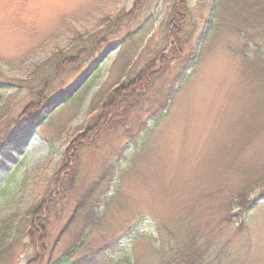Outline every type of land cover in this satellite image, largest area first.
I'll list each match as a JSON object with an SVG mask.
<instances>
[{"label":"rangeland","instance_id":"rangeland-1","mask_svg":"<svg viewBox=\"0 0 264 264\" xmlns=\"http://www.w3.org/2000/svg\"><path fill=\"white\" fill-rule=\"evenodd\" d=\"M135 1L0 0V264H38L35 233H41L40 252L64 253L92 214L97 219L71 261L117 241L119 258L156 264L148 239L132 243L136 234L161 241L157 220L167 223L192 202L202 212L212 193L233 194L242 177L222 169L238 155L250 162L252 146L253 165H264V134L248 147L233 142L242 135L243 107L264 88L233 52L235 32L221 24L209 31L215 0H186L177 60L161 62L172 0H147L136 19L97 44L94 59L115 48L95 70L87 73L90 61L53 72L50 56L76 37L99 38ZM152 62L151 84L133 98L134 106L99 126L112 90ZM258 194H251L242 225L232 220L213 231L209 249L223 251L221 264H264V197ZM42 212L45 219H36ZM208 215L212 225L219 223L216 212Z\"/></svg>","mask_w":264,"mask_h":264},{"label":"trees","instance_id":"trees-1","mask_svg":"<svg viewBox=\"0 0 264 264\" xmlns=\"http://www.w3.org/2000/svg\"><path fill=\"white\" fill-rule=\"evenodd\" d=\"M146 2L147 0H136L132 10L111 20L105 26V30L101 32L99 38L93 37L85 39L84 41L82 39L83 37H76L74 40H69L65 52L63 51L59 55L54 54L49 57L48 62L52 63L53 72L67 65H73L75 63L85 64L92 61L94 59V53L97 50V44L115 33L114 27L119 28L122 23L129 24L136 19ZM188 14L189 9L186 0H172L169 6V13L165 19V39L169 47L166 46L163 50L162 63L168 59H172L173 61L181 57L179 52L181 45L180 35ZM211 23L209 31H212L213 28L221 24L223 28L235 32L239 45L236 46L233 52L239 55L243 69L248 72L255 83L259 87L264 88V0H215ZM133 37L132 35L127 36L122 40L120 42L121 47L129 44L130 38ZM206 39L207 36L202 37V43ZM195 61H190L189 65L193 66ZM154 64L155 62L144 65L136 73L132 74L131 79L127 80V83L112 90V94L107 103L102 105L103 121L100 122L99 126L115 122L117 118H120L121 112L129 111L134 106V102L132 103L133 98L136 100L138 95L144 92L145 89H148L151 84V79L154 75ZM177 75L179 79L177 77L176 82L181 80L182 77L181 72H178ZM49 78L50 76L43 77L40 83L45 85ZM63 96L65 97V94ZM71 98H67L66 100H70ZM44 107L47 106L44 105ZM239 117L241 121L240 123L237 121V123L242 130V135L233 142L237 147L241 143L242 147H248L255 139L264 134V95L251 94L248 105L243 107L242 114ZM96 131H98L97 128L93 133ZM250 149V162L246 163L240 160L238 155L233 161L229 162L231 167L224 166L222 169V171L226 170L227 174L238 171L237 174H240V177H242L233 194L227 195V192H225L227 194L222 192L220 197L215 198L214 193H212V199L209 198L206 200V205L202 212H200V208L196 209V203L192 202L189 204V209L185 207L182 212L177 211L179 215L170 216V221L167 223L157 220V233L161 241L158 238H153V236L146 237L136 234L132 243L138 238L148 239L150 249L152 248L159 255V260L158 262L156 261V264H221L223 251L209 249V245L214 241L215 234L213 231L232 220L242 225L241 220L243 214L254 203L251 194L257 190L259 193L258 196L264 197V165H253L256 162V146H252ZM230 153L232 154L233 151ZM208 195L210 196V194ZM83 202L84 200L80 202V205ZM91 210L92 208L89 207L85 209V212H91ZM213 212L221 216L219 223L214 225H212L209 218L211 215H208ZM93 215L89 218H84L86 227L78 232L77 241L70 245L64 253L54 257L50 256V254L40 252L38 242L41 233H35L36 241L34 242V247L37 263L132 264L129 258H119L116 255L121 249L117 241L89 249L85 254L71 261L70 256L72 257L74 252L83 247L89 233L88 228L97 219ZM204 217L205 219H203ZM35 218L44 220V212L40 215H35ZM74 219L73 217V221ZM156 243H159L160 246L157 247ZM158 249H160V252H158ZM208 249L209 251L207 252Z\"/></svg>","mask_w":264,"mask_h":264},{"label":"water","instance_id":"water-1","mask_svg":"<svg viewBox=\"0 0 264 264\" xmlns=\"http://www.w3.org/2000/svg\"><path fill=\"white\" fill-rule=\"evenodd\" d=\"M115 48V45H113V46H110V47H107L100 55H99V57L98 58H96L94 61H93V65L88 69V71H91V70H93L100 62H101V60L105 57V55L109 52V51H111V50H113ZM87 71V72H88Z\"/></svg>","mask_w":264,"mask_h":264}]
</instances>
